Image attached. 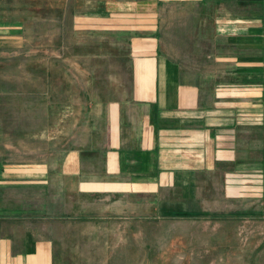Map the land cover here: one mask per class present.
<instances>
[{
    "label": "crops",
    "instance_id": "1",
    "mask_svg": "<svg viewBox=\"0 0 264 264\" xmlns=\"http://www.w3.org/2000/svg\"><path fill=\"white\" fill-rule=\"evenodd\" d=\"M64 2L0 0L1 70L8 62L25 69L29 57L41 70L43 51L50 61L71 56L69 45L43 49L36 38L43 20L67 10ZM95 4L79 11L87 15L76 26L110 33L97 43L118 68L82 80L83 118L70 121L63 150L31 158L20 142L0 140V264H94L78 258L87 249L76 239L84 238L98 239L96 264H138L137 223L156 218L203 230L239 218L243 227L264 226V0ZM64 72L67 97L78 77ZM49 91L56 111V89ZM39 93L34 85L23 95ZM135 198L140 209L123 213ZM75 222L84 224L80 234Z\"/></svg>",
    "mask_w": 264,
    "mask_h": 264
},
{
    "label": "rangeland",
    "instance_id": "2",
    "mask_svg": "<svg viewBox=\"0 0 264 264\" xmlns=\"http://www.w3.org/2000/svg\"><path fill=\"white\" fill-rule=\"evenodd\" d=\"M95 2L96 0H66L62 6L67 10H64L63 14L54 16L51 21L41 22V30L37 32L36 38L42 42L43 49L48 48L46 44L55 40L63 50L69 45L71 56L67 59L50 61L48 50L42 52L41 70L34 65L33 59L30 61V57L27 58L28 61H24L25 69H19L9 62L4 70L0 69V140L2 137L11 138L20 142L21 147L25 145L24 150L28 157H48L51 149L63 150V145L67 144L68 133L72 130L70 121L83 118L85 98L80 93V87L84 86L82 80L91 82V78L87 79V76L97 69L108 74L118 68V59L110 57L106 44L99 47L97 43L99 39L111 38L110 33L88 32L76 26V19L87 15L79 11L95 7ZM27 39L30 40L31 37L27 36ZM5 48L12 49L10 46ZM14 49L17 50L18 47ZM98 54L101 61L99 68L94 56ZM101 54L105 59L101 60ZM58 56H61L60 49ZM66 70L78 77L69 81L67 97L64 90L65 81L61 77ZM50 71L54 74V80ZM3 73L5 80L2 79ZM39 75L41 80L37 77ZM34 85L40 87L41 93L24 96V91ZM49 87L52 91L56 89V92H52L59 103L56 111L50 110L48 105ZM66 98L70 100L68 107L65 105ZM77 139H80L79 133ZM69 143L75 144V140ZM2 148L0 143V153ZM133 201L122 203L126 205L122 206L123 213L130 212L131 207L140 209L138 199ZM174 208L167 206L163 211H181ZM66 209L70 211L71 207ZM157 220L156 218L155 222L137 223L139 236L132 241L137 243L138 264H264V226L257 223H247L243 227L240 218L236 221L220 220L219 224L213 220L212 223H207L203 230L192 222L177 223L179 220H171V223L159 224ZM60 225L62 226L59 227V234L65 235L67 224ZM82 225L84 224L75 222L74 232L80 234ZM90 230H93V225ZM241 230H245L250 238L246 243L240 234ZM76 241L80 247L89 249V254L86 250L78 258H89L96 264L101 257L98 253V239L84 238ZM122 259L129 263L133 260V255L123 253Z\"/></svg>",
    "mask_w": 264,
    "mask_h": 264
}]
</instances>
